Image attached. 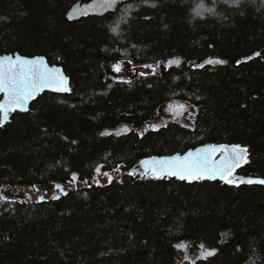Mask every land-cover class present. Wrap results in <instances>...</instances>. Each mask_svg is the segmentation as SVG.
<instances>
[{
	"label": "trees",
	"instance_id": "obj_1",
	"mask_svg": "<svg viewBox=\"0 0 264 264\" xmlns=\"http://www.w3.org/2000/svg\"><path fill=\"white\" fill-rule=\"evenodd\" d=\"M96 1L0 0V55H44L73 90L0 127V190L57 192L0 195V264H264V184L247 183L264 179V0H120L71 15ZM120 60L155 71L117 80ZM169 100L195 104L194 124L140 133ZM199 145L246 148L241 180L141 169ZM100 168L110 181L85 184Z\"/></svg>",
	"mask_w": 264,
	"mask_h": 264
},
{
	"label": "snow or ice",
	"instance_id": "obj_2",
	"mask_svg": "<svg viewBox=\"0 0 264 264\" xmlns=\"http://www.w3.org/2000/svg\"><path fill=\"white\" fill-rule=\"evenodd\" d=\"M114 3L115 0H112ZM257 56L260 53H256ZM212 63V61H208ZM216 63H225L224 61H216ZM67 78L59 72H53L44 66L43 60L36 61L17 60L15 65H4L0 63V92L5 94V100L0 103V113L3 114V121H7L9 113L17 108L27 111L25 104L30 97H33L39 90L51 88L57 92H68L70 89L66 86ZM3 123L0 122V127ZM228 146H220V151H225ZM216 151L213 148L211 152L201 153L199 150L195 156L188 153L183 158L173 157L168 160L154 161L159 167H154V174L167 173L169 176H178L181 180L186 179H215L219 176L225 183L233 184L234 180L229 179L233 175V170L240 165L243 160L245 163L247 149L239 145L231 147L228 153L221 161L216 162L212 158V153ZM145 164L148 162L145 161ZM99 170V169H97ZM159 178V176H157ZM77 177L73 174V180ZM244 181H240L243 183ZM248 184L259 183L264 184V180L247 181ZM214 251L210 250L207 255H214Z\"/></svg>",
	"mask_w": 264,
	"mask_h": 264
},
{
	"label": "rangeland",
	"instance_id": "obj_3",
	"mask_svg": "<svg viewBox=\"0 0 264 264\" xmlns=\"http://www.w3.org/2000/svg\"><path fill=\"white\" fill-rule=\"evenodd\" d=\"M120 0H115L113 3L112 0H98L90 4H77L71 10L72 16H79L81 14L89 12H100L107 10L113 7ZM155 71L154 66L152 65H134L128 60H120L114 63L109 68V75L117 80H131L136 77L151 74ZM196 117V106L192 102L183 101V100H169L163 103L157 113L145 124L138 129L140 133L147 132L149 130L158 129L164 125L169 124L170 122H178L192 126ZM130 129L129 126L124 125L121 129L117 130L116 133ZM232 146H228L225 150L226 155L230 153ZM243 161V160H242ZM241 161V162H242ZM240 162V163H241ZM234 172V170H233ZM112 173L109 170H104L100 168L97 171L95 178L89 179L85 184H98L109 182ZM234 181L241 180L234 176V174L229 177ZM79 185V183H78ZM60 185L58 186V188ZM64 190H67L68 187H64ZM60 190V188H59ZM57 192L51 191L48 188L43 186H7L0 190V195L10 199H17L24 202H31L33 200L48 198L55 196ZM209 256V255H208ZM212 256V255H211ZM209 256V257H211Z\"/></svg>",
	"mask_w": 264,
	"mask_h": 264
},
{
	"label": "water",
	"instance_id": "obj_4",
	"mask_svg": "<svg viewBox=\"0 0 264 264\" xmlns=\"http://www.w3.org/2000/svg\"><path fill=\"white\" fill-rule=\"evenodd\" d=\"M42 59L44 66L48 69H51L53 72H59L62 76L67 78V87L70 89V91L68 92H57L51 88H44L39 90L33 97H30L29 100L27 101V103L25 104V108L27 109V111L30 108V105L32 104V102L41 94L45 93V92H52V93H58V94H71L73 92L72 90V85H71V79L70 77L67 75V73L65 72L63 66L61 65H52L50 64V62L48 61L47 57L44 55H35V56H27V55H22L20 53H16V54H4V55H0V63H3L4 65H8L10 62L11 64L15 65L17 60H29V61H36ZM3 95L2 100L0 101V103H3L5 100V94L3 92H0ZM16 111H22V112H27V111H23L19 108H17L15 111L10 112L9 113V117L7 121H3V114L1 113V122L3 123V125L7 124L10 119H11V114L16 112ZM213 148H216V151L212 153V158L216 161L219 162L221 161L225 156L221 155L224 151H220L219 148L220 146L218 145H199L195 148H191L189 150H187L184 153H174V154H170V155H155V156H151L146 158L145 160L142 161L141 163V169L146 172V173H152L155 176H159V177H163V176H169L167 173H157L154 174V172L152 171V169L154 167L158 168L159 165L158 164H154V161H160V160H168L171 159L173 157H179V158H183L185 156L188 155V153H192L193 156H195L198 152V150L201 153H206V152H211V150ZM147 161L148 163L145 164L144 162ZM177 178H179L178 176H175ZM215 179H221L219 176H217ZM198 179H186V181L188 182H193L196 181ZM252 180H264L262 178L259 179H252ZM61 192H67V190H64V186L59 187Z\"/></svg>",
	"mask_w": 264,
	"mask_h": 264
},
{
	"label": "bare ground",
	"instance_id": "obj_5",
	"mask_svg": "<svg viewBox=\"0 0 264 264\" xmlns=\"http://www.w3.org/2000/svg\"><path fill=\"white\" fill-rule=\"evenodd\" d=\"M225 152V151H224ZM224 152L221 154V155H224V156H226V154H224ZM64 186V185H63ZM61 187V186H60ZM65 187V186H64Z\"/></svg>",
	"mask_w": 264,
	"mask_h": 264
},
{
	"label": "flooded vegetation",
	"instance_id": "obj_6",
	"mask_svg": "<svg viewBox=\"0 0 264 264\" xmlns=\"http://www.w3.org/2000/svg\"><path fill=\"white\" fill-rule=\"evenodd\" d=\"M224 154H226V152H224Z\"/></svg>",
	"mask_w": 264,
	"mask_h": 264
}]
</instances>
